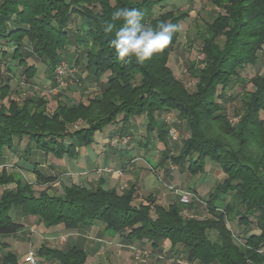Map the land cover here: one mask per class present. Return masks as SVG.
<instances>
[{
    "label": "trees",
    "instance_id": "1",
    "mask_svg": "<svg viewBox=\"0 0 264 264\" xmlns=\"http://www.w3.org/2000/svg\"><path fill=\"white\" fill-rule=\"evenodd\" d=\"M163 1L0 0V59L5 60L1 71L32 84L36 63L41 62L45 76L53 80L69 52L74 64L83 60L86 77L102 85L85 100L72 103L59 94L49 111L48 99L42 95L12 98L9 82L0 75V157L14 144L23 145L24 156L34 146L56 157H73L106 126L109 137L115 136L110 132L113 127L123 136L130 131V122L144 118L145 135L131 137V145L148 150V137L154 133L163 146L157 166L167 176L171 177L164 167L167 160L179 172L196 176L204 173L210 159L224 177L203 194L187 187L198 199L164 207L150 195L147 204H135L138 187L132 182L118 190L105 188L99 178L89 187L71 183L49 191L56 176L37 170L36 183L45 187L36 192L33 184L0 163V186L15 184L0 193V264H19L16 252L2 240L24 226L9 214L16 208L24 216L38 217L45 228L61 224L74 230L99 221L111 233L125 234L138 246L145 241L158 253L168 242L171 254L185 255L189 262L264 264V70L251 77L242 75L247 66L258 63L264 48V0H210L217 11L196 32L204 55L202 65L189 67L195 79L191 90L168 65L179 24L190 10L170 9L155 16L154 9ZM121 8L141 10L143 24L155 27L158 22H171L178 31L164 50L144 63L134 56L121 62L110 43L115 30L103 31L105 21L111 22V14ZM74 17L80 18L83 30L70 28ZM114 23L119 28L124 21ZM169 111L180 115L188 133L175 145L168 138L171 126L158 117ZM79 119L82 124L74 125ZM173 147L177 154H171ZM198 203L206 205L208 216L194 215ZM227 222L243 226L241 242L234 240ZM251 225L254 229L249 231ZM37 255L58 264H87V252L77 244L56 248L42 243Z\"/></svg>",
    "mask_w": 264,
    "mask_h": 264
},
{
    "label": "rangeland",
    "instance_id": "2",
    "mask_svg": "<svg viewBox=\"0 0 264 264\" xmlns=\"http://www.w3.org/2000/svg\"><path fill=\"white\" fill-rule=\"evenodd\" d=\"M163 5L157 6L154 9V15L170 9H187L189 8V16L186 17L184 20H182L179 24L180 27V33L178 35L177 43L174 44L170 48L169 58H168V65L172 69L174 75L178 77L182 82L185 84V86L188 89H192L194 86V81L189 73V67L191 65H202L200 63V60L203 58V53L200 51L201 43L200 40L197 37L196 32L198 29L202 28V21L205 19H209L212 14H214L217 11V8L211 5L210 0H164ZM82 24L80 22L79 17H74L73 21L70 24V28L72 30L74 29H80L83 30V27H81ZM65 59L60 63V67L63 70V73L59 74L56 72L54 79H50L49 77L45 76L44 73V65L41 62H37V73L33 77V83L32 84H26L23 82L18 81L17 74L14 75L13 73L10 74V72H6L4 70H0V75L4 76L6 78V81L9 82L10 85V96L12 98H21L24 97L26 94H35V95H42L45 98L48 99L47 107L48 110L51 111L56 105V98L57 95H60L61 99H64L67 103H72L73 101L77 100H85L86 96L89 94H92L93 92H97L102 89V85H99L96 83L95 80H93L92 77H86L87 72L83 68V60L78 62V64L73 63V55H70L69 52H65L64 54ZM4 59H0V65L4 66ZM9 60H6V62ZM30 62H33V60H29ZM57 67V68H58ZM21 70V69H20ZM57 70V69H56ZM264 70V48L259 56V61L255 66H247L243 71L242 75L244 77H251L256 73L257 71H263ZM19 75V74H18ZM8 77V78H7ZM5 80V79H4ZM250 85H248V88ZM230 107H228L229 109ZM231 109H229V115L231 117ZM263 115V114H262ZM158 117L164 119L172 128H174L177 131V137L173 138L170 135V128L168 129V138L173 144L179 143V138L185 137L188 133L184 126V121L181 119L180 115L177 114L175 111H169V112H163L162 114H158ZM161 119V120H162ZM143 124L141 128L139 127L141 123ZM133 123V124H132ZM146 123V120L144 118H141L139 120H136L134 122H130V131L126 134H123V136L120 133H116L114 131L115 127L109 129L111 130V134L113 133L112 137L107 138V143L110 146H118L120 143L131 145L134 141H132L131 137L139 138L144 137L145 131H144V124ZM82 122L79 119L74 123V125H81ZM108 127L106 126L103 131L105 133L108 132ZM109 134V132H108ZM100 135V133H99ZM116 137L118 140L113 142L112 138ZM148 143H149V149H137L138 153H141V155H145L147 157L146 159L149 161V168L150 170L155 174V176L158 178L160 184L165 187L168 191L174 193L172 190L168 188L167 185L173 184L175 187L180 188L182 190H188L187 187L196 188L199 190V194H203L206 190L211 187L213 183L216 181L222 180L224 177L223 173L220 171L219 166L211 162L210 159H206V167L204 173L198 174L196 176H191L187 171L179 172V168L171 163L170 160H167L164 164V167H168L170 176H167V172L165 173L163 167L157 166L158 161L161 159V153L160 150L163 148L162 144L157 140L154 133L150 134L148 137ZM132 146V145H131ZM132 151H130L131 153ZM177 150L175 147H173L171 154H177ZM98 169L102 168H96V172L98 174H102L104 172L98 171ZM16 177H21L24 179L22 175H16L15 172H12ZM99 179V178H98ZM25 180L31 184H33L34 190L37 192L41 189H43L45 186L40 185L36 183V181L30 180L28 177L25 178ZM132 183H137V181H133ZM63 183H61L59 180L57 182L52 183L49 191L59 190L61 189ZM129 185H121L120 189H124L128 187ZM140 191V192H138ZM152 196L154 199V203L160 204L164 206L159 200V197L161 196V191H141L136 190V199H134V203L137 204L139 202L147 204L146 196ZM178 198V197H177ZM178 201V199H177ZM169 205V204H168ZM168 205H165L164 207H167ZM197 211L194 213V215L199 217H206L208 216L207 207L204 204L198 203L197 204ZM194 211H190V213H193ZM10 216L15 220V211L14 209H11L9 211ZM16 221V220H15ZM227 226L233 231L234 234V240L236 242L242 241V235L245 233L243 226H240L234 222H227ZM254 226H250L249 231L253 230ZM39 236V235H38ZM19 239V238H18ZM25 240V241H24ZM61 242H56L53 244H46V246L49 247H56L60 248L64 246L66 243L63 239V237H60L59 239ZM21 242V246H23V242L25 244L29 243V239L21 238L19 239ZM135 246V245H134ZM144 248H146L150 253L146 256H138L133 251V245L129 248V262L131 261L132 264H180L179 260L186 259L185 255L177 257V255H173L169 252L168 245L164 244V252L158 253L156 251H153L149 245L145 244L142 245ZM29 247H32L35 249L36 247H33V244H31ZM28 247V248H29ZM27 248V249H28ZM26 249V250H27ZM25 250V251H26ZM36 250V249H35ZM25 253V252H24ZM22 254V257L24 255ZM179 258V259H177ZM47 264H58L55 259H46ZM87 264H98L95 261H87ZM28 264V263H25ZM38 264V263H37Z\"/></svg>",
    "mask_w": 264,
    "mask_h": 264
},
{
    "label": "crops",
    "instance_id": "3",
    "mask_svg": "<svg viewBox=\"0 0 264 264\" xmlns=\"http://www.w3.org/2000/svg\"><path fill=\"white\" fill-rule=\"evenodd\" d=\"M142 125L141 123L139 127L141 128ZM108 136V132H97L94 142L89 146L80 147L78 154L73 157H56L34 146L29 154L24 156L23 145L14 144L3 150L0 163H6L8 172L22 175L24 179L28 177L36 181L35 171L37 170L46 176H56L63 185L74 183L89 187L98 178H102L105 188L120 189L121 185H129L137 181L135 184L138 190L161 191L159 201L164 206L177 202V194L168 191L160 184L158 178L150 170L149 161L145 155H141L137 149L128 144L108 145L106 142ZM106 167L120 172H104L100 175L96 172V168ZM14 185V182L1 185L0 193L2 189L12 188ZM14 211L15 220L22 222L24 226L17 232L4 236L2 240L8 244L9 249L16 252L19 264L27 263L22 259V254L31 244L36 247L34 251L37 255V248L40 244L61 242L60 237H63L66 244L82 246L87 252L86 262L91 260L98 264H132L131 261L129 262V248L131 245H139L136 241L127 239L125 234L111 233L99 221H93L89 226H79L74 230H66L61 224L45 228L38 217L24 216L20 208ZM18 238L29 239V243L23 242V246L20 247L22 244ZM140 243L147 244L145 241ZM165 244L168 245V242ZM38 258V264H47L45 258L39 256Z\"/></svg>",
    "mask_w": 264,
    "mask_h": 264
},
{
    "label": "clouds",
    "instance_id": "4",
    "mask_svg": "<svg viewBox=\"0 0 264 264\" xmlns=\"http://www.w3.org/2000/svg\"><path fill=\"white\" fill-rule=\"evenodd\" d=\"M144 13L136 8H121L111 14V22L105 21V34L114 32L111 46L121 62H128L126 57L134 56L138 63H144L155 53L164 50L172 41L178 25L171 22H158L155 27L143 24ZM122 19L123 25L116 27L115 21Z\"/></svg>",
    "mask_w": 264,
    "mask_h": 264
},
{
    "label": "built area",
    "instance_id": "5",
    "mask_svg": "<svg viewBox=\"0 0 264 264\" xmlns=\"http://www.w3.org/2000/svg\"><path fill=\"white\" fill-rule=\"evenodd\" d=\"M60 67V66H59ZM57 68V73L61 74L63 73V70L61 68ZM170 135L173 137V138H176L177 137V131L174 129V128H170ZM118 139L116 137L112 138V141L115 142L117 141ZM124 143V142H123ZM3 167V164H0V168ZM5 167H8V165L5 164ZM99 173L100 172H120L119 170H112L111 168L109 167H106V168H102V169H98ZM57 182V181H55ZM54 182V183H55ZM168 188L170 190H172L175 194H177L178 196V200L181 202V203H189L192 199H198L196 197L195 194H193L192 192L188 191V190H182L180 188H177L175 187L172 183L167 185ZM200 201V200H198ZM0 238H1V235H0ZM133 251L136 255H138L139 257L140 256H146V255H149V251L144 248V246H133ZM22 259L27 262L28 264H37L39 262V258L38 256L36 255V252L34 251V249L32 247H29L26 252L24 253ZM179 263L180 264H198L197 262H189L187 261L186 259H181L179 260Z\"/></svg>",
    "mask_w": 264,
    "mask_h": 264
}]
</instances>
